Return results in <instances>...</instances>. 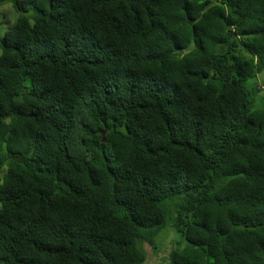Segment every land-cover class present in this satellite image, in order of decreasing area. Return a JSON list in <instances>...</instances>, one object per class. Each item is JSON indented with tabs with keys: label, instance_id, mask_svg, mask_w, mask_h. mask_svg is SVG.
Here are the masks:
<instances>
[{
	"label": "trees",
	"instance_id": "1",
	"mask_svg": "<svg viewBox=\"0 0 264 264\" xmlns=\"http://www.w3.org/2000/svg\"><path fill=\"white\" fill-rule=\"evenodd\" d=\"M213 1L0 0V264H264V0Z\"/></svg>",
	"mask_w": 264,
	"mask_h": 264
},
{
	"label": "rangeland",
	"instance_id": "2",
	"mask_svg": "<svg viewBox=\"0 0 264 264\" xmlns=\"http://www.w3.org/2000/svg\"><path fill=\"white\" fill-rule=\"evenodd\" d=\"M19 14L13 9L11 3H7L0 11V37H3L8 28L13 26ZM1 53V49H0ZM172 222L168 221L167 226L158 234L156 238V249L145 247L148 258L145 264H173L172 260H178V256H186L207 261V256L199 249L190 247V244L172 227Z\"/></svg>",
	"mask_w": 264,
	"mask_h": 264
},
{
	"label": "water",
	"instance_id": "3",
	"mask_svg": "<svg viewBox=\"0 0 264 264\" xmlns=\"http://www.w3.org/2000/svg\"><path fill=\"white\" fill-rule=\"evenodd\" d=\"M217 2H219V0H214V1L211 2L208 6H206L205 10H207V9H208L209 7H211V6H214ZM199 18H201V16H200ZM192 25H193V23H192ZM193 47H194V44L190 45L189 48L185 49V52H189ZM183 54H184L183 51H181V50H177V56H178V57H182ZM102 142H104V138H102Z\"/></svg>",
	"mask_w": 264,
	"mask_h": 264
},
{
	"label": "clouds",
	"instance_id": "4",
	"mask_svg": "<svg viewBox=\"0 0 264 264\" xmlns=\"http://www.w3.org/2000/svg\"><path fill=\"white\" fill-rule=\"evenodd\" d=\"M184 53H185V51H184Z\"/></svg>",
	"mask_w": 264,
	"mask_h": 264
}]
</instances>
